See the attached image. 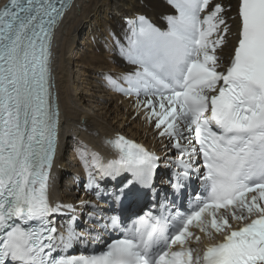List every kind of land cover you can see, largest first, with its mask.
Instances as JSON below:
<instances>
[{"label":"snow or ice","instance_id":"obj_1","mask_svg":"<svg viewBox=\"0 0 264 264\" xmlns=\"http://www.w3.org/2000/svg\"><path fill=\"white\" fill-rule=\"evenodd\" d=\"M169 3L178 14L165 17V31L144 16L127 21L131 35L121 47L135 70L121 77L126 87L106 79L135 95V107H143L146 119L162 129L159 135L179 150L183 170L174 189L199 172L192 165L202 155L199 178L207 195L197 194L193 208L172 217L146 213L106 250L79 257L59 255L79 237L71 228L57 234L50 219L62 208L74 211L73 205H53L47 195L59 115L49 59L68 2L7 0L0 6V264H264V0H238L237 42L223 70L216 50L229 32L225 6ZM108 143L117 157L101 163L93 154L85 167L101 178L130 173L113 195L121 206L137 202L143 195L137 184L151 187L159 158L122 135ZM94 180L89 171L88 188ZM109 219L113 229L122 227L119 216ZM192 227L222 240L201 253L188 244Z\"/></svg>","mask_w":264,"mask_h":264},{"label":"bare ground","instance_id":"obj_2","mask_svg":"<svg viewBox=\"0 0 264 264\" xmlns=\"http://www.w3.org/2000/svg\"><path fill=\"white\" fill-rule=\"evenodd\" d=\"M214 3L225 6L229 26L226 42L216 50L221 66L229 62L237 37L238 0H213ZM141 13H146L164 31L168 27L165 17L178 14L169 0H78V6L65 19L57 40L55 67L62 124L60 158L52 174L51 187L57 202L72 204L74 211L62 208L52 220L57 234L71 228L79 237L69 248L58 249L67 256L77 252L89 254L93 247L100 248L103 243L119 236L125 228L123 223H128L147 205H162L164 212L169 209L171 215L182 213L189 205L195 204L197 194L206 192L199 178L202 169L198 156L192 167L198 168L199 172L192 171L190 179L183 178L182 189L172 187L176 183V173L183 170L177 164L179 150L172 147L173 141L169 137L159 135L162 129H156L154 121L146 119L143 107H135V95H125L106 79L110 76L117 85L126 87L121 77L134 71L135 65L128 62L121 46L127 48V39L131 35L127 23L129 17ZM124 116L133 117L138 128L120 127L124 121L119 118ZM117 135L137 138L154 149L159 158L151 187L144 189L137 184L143 195L124 210L118 209L113 194L120 184L132 178L131 174L123 172L115 178H101L95 169L85 167V160L91 165L93 154L101 163L115 159L104 138ZM186 143L181 140L182 145ZM89 171L95 178L92 188L87 187ZM112 215L121 218V228H108ZM97 235L99 239H93Z\"/></svg>","mask_w":264,"mask_h":264},{"label":"rangeland","instance_id":"obj_3","mask_svg":"<svg viewBox=\"0 0 264 264\" xmlns=\"http://www.w3.org/2000/svg\"><path fill=\"white\" fill-rule=\"evenodd\" d=\"M62 36H66L65 34H63ZM119 120H123L124 122H122V124H121V126L120 127H123V126H126V127H129V126H131V127H134L135 126V129L136 128H138V127H136V123H134L135 121H134V118L132 117V118H127V116H124L123 118H119ZM132 120V121H131ZM113 123L114 124H117L116 123V120H113ZM111 138V137H110ZM105 140V144L107 145V147L109 148V150L112 152V148H111V145H110V143H108V138L107 137H105L104 138ZM149 148V147H148ZM150 149V148H149ZM151 150H153V151H155L154 149H151ZM113 153V152H112ZM156 153V152H155ZM157 154V153H156ZM113 156L116 158L117 156L116 155H114V153H113Z\"/></svg>","mask_w":264,"mask_h":264}]
</instances>
